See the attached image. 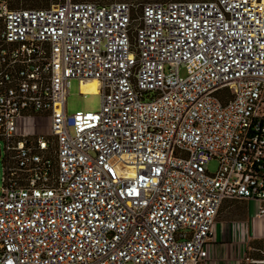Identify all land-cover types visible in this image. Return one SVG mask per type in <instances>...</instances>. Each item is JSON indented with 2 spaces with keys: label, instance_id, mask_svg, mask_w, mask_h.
Wrapping results in <instances>:
<instances>
[{
  "label": "built area",
  "instance_id": "built-area-1",
  "mask_svg": "<svg viewBox=\"0 0 264 264\" xmlns=\"http://www.w3.org/2000/svg\"><path fill=\"white\" fill-rule=\"evenodd\" d=\"M1 142L0 264H206L225 201L264 218V0H0Z\"/></svg>",
  "mask_w": 264,
  "mask_h": 264
},
{
  "label": "crops",
  "instance_id": "crops-1",
  "mask_svg": "<svg viewBox=\"0 0 264 264\" xmlns=\"http://www.w3.org/2000/svg\"><path fill=\"white\" fill-rule=\"evenodd\" d=\"M257 201H225L211 240L206 264H243L247 256L259 257L264 246V218Z\"/></svg>",
  "mask_w": 264,
  "mask_h": 264
},
{
  "label": "rangeland",
  "instance_id": "rangeland-1",
  "mask_svg": "<svg viewBox=\"0 0 264 264\" xmlns=\"http://www.w3.org/2000/svg\"><path fill=\"white\" fill-rule=\"evenodd\" d=\"M41 0H19V3L22 5H34ZM44 1V0H42ZM49 3H59L62 0H45ZM158 0H116L115 2L135 4L139 7H142L143 4L157 2ZM182 1H206V0H179ZM94 3V2H91ZM181 74L186 76V71L182 69ZM69 96H68V112L74 114L77 111H89L96 112L101 109L102 105V96L99 93H82L80 87V81L78 79H73L69 87ZM48 130V125L46 126V131ZM5 149L4 143H0V189L3 185L4 177V163H5ZM218 162L212 161L209 164V171L215 173L218 170Z\"/></svg>",
  "mask_w": 264,
  "mask_h": 264
},
{
  "label": "trees",
  "instance_id": "trees-1",
  "mask_svg": "<svg viewBox=\"0 0 264 264\" xmlns=\"http://www.w3.org/2000/svg\"><path fill=\"white\" fill-rule=\"evenodd\" d=\"M73 2L75 3H78V2H94V3H97V4H101V5H109V4H112L114 3L116 0H72ZM170 1H176V2H180L179 0H158L157 2H152V3H166V2H170ZM11 2V6L14 8V9H21V8H33V9H49L52 7V5L54 4H59V3H65L66 0H62L60 1L59 3H49V2H46L45 0L44 1H39L37 4H34V5H31L29 6L28 4L27 5H21L19 3V0H10ZM182 2H189V1H182Z\"/></svg>",
  "mask_w": 264,
  "mask_h": 264
},
{
  "label": "bare ground",
  "instance_id": "bare-ground-1",
  "mask_svg": "<svg viewBox=\"0 0 264 264\" xmlns=\"http://www.w3.org/2000/svg\"><path fill=\"white\" fill-rule=\"evenodd\" d=\"M99 83L96 80H90L81 84L82 93H98Z\"/></svg>",
  "mask_w": 264,
  "mask_h": 264
}]
</instances>
